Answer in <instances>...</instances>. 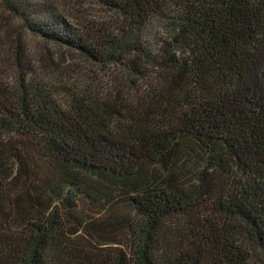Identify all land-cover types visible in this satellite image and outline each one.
Here are the masks:
<instances>
[{
  "label": "trees",
  "instance_id": "16d2710c",
  "mask_svg": "<svg viewBox=\"0 0 264 264\" xmlns=\"http://www.w3.org/2000/svg\"><path fill=\"white\" fill-rule=\"evenodd\" d=\"M0 13L19 72L15 95L0 85V264L264 255V0H0ZM22 33L42 67L73 53L110 90L38 74Z\"/></svg>",
  "mask_w": 264,
  "mask_h": 264
},
{
  "label": "rangeland",
  "instance_id": "374dc122",
  "mask_svg": "<svg viewBox=\"0 0 264 264\" xmlns=\"http://www.w3.org/2000/svg\"><path fill=\"white\" fill-rule=\"evenodd\" d=\"M2 14L0 13V16ZM11 26L15 28V22L13 20H9ZM20 40L23 44H25V54L28 59H32L35 61L33 64L37 70L36 72L47 79H60V70L65 68L69 73V76L66 77V82L73 87H78L81 89L83 86H88L89 84H94L97 88V91L104 93L105 88L109 89L110 82L106 81L107 74H109L106 70H100L95 66L88 64L82 58L78 57L73 53H61L56 50H51L50 53L54 54L55 61L58 62L57 67H42L40 63L39 53L42 52L41 47L33 41L28 35L21 34ZM58 54V55H57ZM59 54H63L61 57ZM15 60H13L10 50L8 49V45L5 42L3 37V32L0 30V85L6 88V91L10 95H15L17 91V83L19 81V72L15 64ZM117 76L116 80L120 82V87L125 86L128 82L125 80V76L121 75L120 72H116ZM62 78V77H61ZM76 79L77 81H74ZM115 80V81H116ZM77 84V85H75ZM60 98H63L61 95ZM121 95L117 99V103L122 104L123 107H126V104L120 102ZM126 109V108H125ZM121 111V109H120ZM119 119V118H118ZM253 254V253H252ZM255 255L252 256L254 264H264V255L255 251Z\"/></svg>",
  "mask_w": 264,
  "mask_h": 264
}]
</instances>
